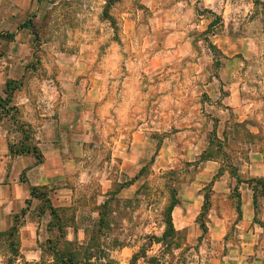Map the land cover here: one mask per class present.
<instances>
[{
    "label": "rangeland",
    "instance_id": "374dc122",
    "mask_svg": "<svg viewBox=\"0 0 264 264\" xmlns=\"http://www.w3.org/2000/svg\"><path fill=\"white\" fill-rule=\"evenodd\" d=\"M8 2L21 10L25 4L0 0V57L5 55L0 66H7L6 60L8 67L14 64L28 74L16 93L8 90L6 105L0 101L7 127L21 125L24 130L33 118L31 111L26 114L27 105L38 107L40 119L38 114L46 112L64 86L69 90L63 94L67 99L62 97L69 104L76 89H84L85 104L90 97L86 91L98 86L101 100L89 120L95 126L94 153L108 159L113 138L142 129L153 141L152 149H169L161 169L147 166L137 199L111 198L100 212L109 223L91 229L83 245L56 242L60 254L73 253L75 264H210V258L218 257L209 253L211 242L189 243L182 232L172 231L167 210L207 161L217 162L212 165L221 169L215 178L219 181L225 171L246 163L253 147L263 154L264 166V0H38L37 12L28 16L8 11ZM24 22L26 27L18 29ZM239 40L247 49L232 55ZM219 44H227V51ZM233 87L243 106L252 105L250 110L226 103ZM29 95L30 101L25 100ZM245 117L246 123H240ZM253 126L259 131L256 139L250 135ZM202 191L208 193L209 186ZM257 202V221L264 226V195L259 191ZM238 203V193L231 191L230 199L220 197L212 205L237 218ZM64 214L71 216L70 211ZM259 242L264 248V234ZM9 243L0 240V264L9 260ZM125 246L135 250L115 252ZM39 247L40 263L18 264L64 260L56 258L55 242Z\"/></svg>",
    "mask_w": 264,
    "mask_h": 264
},
{
    "label": "crops",
    "instance_id": "0c3cea01",
    "mask_svg": "<svg viewBox=\"0 0 264 264\" xmlns=\"http://www.w3.org/2000/svg\"><path fill=\"white\" fill-rule=\"evenodd\" d=\"M24 3L21 10L16 3L8 2V11L27 16L37 12L38 0H25ZM207 13L212 14V10H207ZM21 25H17L19 28L16 27V30ZM208 26L211 27V22ZM223 45L219 44V48L225 47L227 51V44ZM235 49L232 55L243 53L247 45L239 40ZM23 53L21 51L20 55ZM3 61L7 66H0V101L6 105L10 97L7 85L20 82L19 87L11 91L16 93L28 73L25 69H17L14 64L8 67L7 61ZM79 74L75 72V77ZM60 75L65 77L64 72ZM232 89L234 91L227 97L226 103L235 107L239 105L242 111L250 110L252 105L243 106L240 93L236 88ZM63 90L69 89L64 86ZM100 91L98 86L88 89L86 92L90 97L86 105L82 102L84 89H76L72 93L74 100L70 104L62 97L64 92H57L54 102L47 104L46 112L38 114L40 119H36L35 109L38 107L30 109L27 105L26 114L28 116L31 111L33 120L28 119L24 130L21 125L7 127V117L0 114V234L9 232L16 224L19 239L16 255L7 246L10 255L6 264H18L21 260L40 263L43 251L39 245L43 243L55 242L59 252L57 243L60 240L83 245L89 239L91 229L102 228L109 223L100 212L111 198L134 201L143 187L142 178L147 166H152L153 170L163 167L162 160L169 149L166 145L152 149L153 141L143 133V129L133 131L131 135L121 133L113 138L114 146L108 159L103 157L102 152L96 154L91 150L95 126L89 120L93 119L101 100ZM30 99L29 95L25 100ZM20 108L23 110L22 106ZM246 121L247 117L239 122ZM258 134V127L253 126L251 137L256 139ZM173 152L172 146V157ZM248 156L246 163L239 164L236 175L225 171L221 181L215 179L221 169L212 165L217 162L207 161L196 181L180 191L179 203L173 208L171 217L176 232H182L189 243L192 239L203 238L211 242L209 253L218 257L210 258V264H264V248L259 246L264 226L257 221L259 203L255 204L252 186L247 183L250 179L264 177L263 154L253 147ZM237 178L242 182L239 183ZM205 185L209 186L208 193L202 191ZM33 189L44 190L47 201L33 196ZM231 191L238 193L240 214L237 218L222 214L217 206L212 205L214 199H230ZM206 204L203 229L201 216ZM52 210L58 214L53 215ZM64 210L70 211L69 219ZM262 210L264 213V205ZM228 239L233 241L226 243ZM216 248L220 250H214ZM133 250L135 248L125 246L115 252L121 254Z\"/></svg>",
    "mask_w": 264,
    "mask_h": 264
},
{
    "label": "trees",
    "instance_id": "16d2710c",
    "mask_svg": "<svg viewBox=\"0 0 264 264\" xmlns=\"http://www.w3.org/2000/svg\"><path fill=\"white\" fill-rule=\"evenodd\" d=\"M27 25V22L23 23L21 26H20V29L21 28H25ZM10 37L14 38L15 37V34H9ZM12 85V82H10L8 85H7V88L8 90L10 91H13L15 89L18 88V86H14L12 88H10V86ZM233 175H236V169H234L232 172H231ZM237 181L240 183L242 182V180H240V178H237ZM248 184H250V186H252V190H253V193H254V199H255V204H258L257 200H258V191L261 192L262 195H264V177L263 178H259V179H250L247 181ZM38 191L39 190H36V189H33L32 191V195L33 196H37V197H41V198H44L45 201H47V198H46V195L47 193L43 190V191H39V194H38ZM179 203V199L176 198L172 201V203L170 204V206L168 207V210H167V216H168V221H169V224H170V228L172 231H175L174 227H173V223H172V211H173V208ZM207 206L208 204L205 205L204 209H203V213H202V216H204L207 212ZM67 210H64L63 212H65ZM52 213L53 215H57V211L55 210H52ZM201 216V217H202ZM202 226H203V229H205V225H204V222H202ZM17 231H18V227L17 225L15 224L13 226V228L7 232V233H4V234H0V240L2 238H6V240H9L10 243H9V248L11 249V251L13 252L14 255H16L18 253V248H19V239H18V234H17ZM176 232V231H175ZM53 250L55 251L56 250V247L53 248ZM63 254V253H62ZM60 254L59 251H56L55 253V256H57L56 258L57 259H64V260H61L60 263L61 264H75L74 262V259H75V255L73 253H65V256Z\"/></svg>",
    "mask_w": 264,
    "mask_h": 264
}]
</instances>
